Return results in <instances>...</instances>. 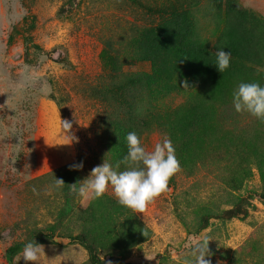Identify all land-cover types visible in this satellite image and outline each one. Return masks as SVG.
I'll list each match as a JSON object with an SVG mask.
<instances>
[{
  "label": "rangeland",
  "instance_id": "rangeland-1",
  "mask_svg": "<svg viewBox=\"0 0 264 264\" xmlns=\"http://www.w3.org/2000/svg\"><path fill=\"white\" fill-rule=\"evenodd\" d=\"M223 32L232 93L264 86V0H0V264L34 240L41 264H90L80 233L106 264H183L204 237L212 264H264V202L250 197L264 192V122L230 92L203 103L183 67V49L216 51ZM154 50L159 88L147 85ZM132 131L148 150L171 138L181 170L168 189L143 213L111 189L74 193L105 156L122 159Z\"/></svg>",
  "mask_w": 264,
  "mask_h": 264
},
{
  "label": "clouds",
  "instance_id": "clouds-1",
  "mask_svg": "<svg viewBox=\"0 0 264 264\" xmlns=\"http://www.w3.org/2000/svg\"><path fill=\"white\" fill-rule=\"evenodd\" d=\"M226 47H218L213 53L214 65L220 73H225L231 66L232 53ZM185 81L182 85L188 88ZM232 104L237 113H248L264 122V86L259 82H241L232 93ZM73 123L62 120V130L71 143L76 137L72 134ZM64 143V144H68ZM127 153L113 165L105 157L103 163L94 167L89 176L82 181L70 184L71 190L84 200L102 198L111 189L117 202L124 207L143 213L147 206L162 192L168 189L170 179L181 170V164L176 156V150L169 136L165 135L160 142L148 150L143 144V138L132 131L126 135ZM123 165V170L121 169ZM77 170L83 168V162L70 165ZM77 184L79 185L77 187ZM65 181L55 179V186L63 188ZM211 239L204 237L194 241L188 257L183 264H212L209 249ZM45 254L44 247L36 240L28 241L22 250V256L13 258V264L23 258L25 264H41Z\"/></svg>",
  "mask_w": 264,
  "mask_h": 264
},
{
  "label": "trees",
  "instance_id": "trees-1",
  "mask_svg": "<svg viewBox=\"0 0 264 264\" xmlns=\"http://www.w3.org/2000/svg\"><path fill=\"white\" fill-rule=\"evenodd\" d=\"M184 23L187 27L188 25V18L184 17ZM231 46V42L229 40V34L227 32H223L220 37L218 38L216 42V50L218 47H226L225 50L229 51V48ZM155 50L152 53L153 59L151 60H157L160 59L157 57V55L154 53ZM215 51H200L198 55L196 54V57L192 60V51H182V55H185V64L183 67H188V69L192 74L191 79L192 82H198V89L204 92V99L202 100L203 103H206L209 99H214L215 97H218L219 99L224 93H232L230 89V84L232 83L231 80V74H233V68L230 66V68L225 73H220L217 68L212 65L215 62ZM200 54V58L198 59ZM176 55L177 52H176ZM161 60V59H160ZM188 62V63H187ZM162 66V60L161 62H152V71L148 73V83L147 85L153 88H159L162 86V83L159 82L158 74H156L157 70H160V67ZM169 76V74L167 75ZM236 75H234L235 77ZM170 77V76H169ZM234 79V78H232ZM209 100V101H210ZM70 177L72 178L73 175L71 174ZM251 199H259L260 201L264 202V192H254L250 193ZM242 201V200H241ZM238 208H242L241 204L238 202L236 204ZM71 241L76 242L83 246L89 255V262L90 264H106L100 257V255L97 252L96 247L92 242H90L86 235L83 233H80L76 236L71 237ZM21 247L20 244L14 245L10 247L7 251L8 254H14L16 251L19 250ZM11 257H9V260ZM131 264V263H127Z\"/></svg>",
  "mask_w": 264,
  "mask_h": 264
}]
</instances>
